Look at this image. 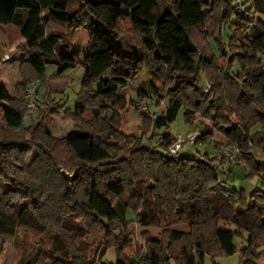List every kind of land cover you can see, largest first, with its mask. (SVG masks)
Instances as JSON below:
<instances>
[{
  "label": "trees",
  "instance_id": "16d2710c",
  "mask_svg": "<svg viewBox=\"0 0 264 264\" xmlns=\"http://www.w3.org/2000/svg\"><path fill=\"white\" fill-rule=\"evenodd\" d=\"M246 2L250 7L242 12L231 0H0V25L18 28L23 39L16 48L23 59L15 94L0 85V252L21 230L51 247L50 256L38 252L22 264H104L110 248L115 264H203L207 256L236 253L239 264H264V163L257 159L258 153L264 157V119L257 112L264 110V24L248 12L264 17V0ZM211 7L225 22L205 37L201 52L190 33L204 31ZM50 23L65 29L46 32ZM225 25L232 32V55L244 59H239L242 69L232 76L226 72L230 81L220 99H206L197 93L199 73L226 57L220 37ZM78 30L88 39L72 112L52 95L63 94L69 83L64 73L79 59L70 49ZM142 70L151 79L149 92L139 86L136 98L151 93L167 104L146 114L144 132L127 136L120 118L128 108L135 110L137 101L127 93ZM166 79L173 86L163 96L154 83ZM35 81L43 85V101L36 102L38 115L25 125L19 95ZM89 95L95 107L87 108ZM225 104L253 106L252 120L218 125L227 114L221 110ZM181 109L188 124L196 114L213 124L203 125L191 144L206 143L216 128L239 150L236 163L246 165L247 179L260 180L259 188L248 196L230 188L217 156L168 152L176 139L169 128ZM86 114L90 121L83 120ZM58 120L72 122L64 140L52 132ZM163 222L186 229L166 230L161 238L143 232L145 245L136 242V224L159 228ZM89 247L94 257L81 260Z\"/></svg>",
  "mask_w": 264,
  "mask_h": 264
},
{
  "label": "rangeland",
  "instance_id": "374dc122",
  "mask_svg": "<svg viewBox=\"0 0 264 264\" xmlns=\"http://www.w3.org/2000/svg\"><path fill=\"white\" fill-rule=\"evenodd\" d=\"M235 4L241 5L240 8L243 11L249 9L250 2H246L247 0H231ZM249 16L253 18L257 23L261 21L264 24V17L259 14L252 13V10L249 11ZM151 14H155V10L151 9ZM220 10L214 9L211 7L210 12L208 13V19L204 26V31L201 29L194 30L190 33V37L194 44L198 47V49L202 52L206 49L204 46L206 40L205 37L213 36L211 35L213 32H219L222 24L225 22V18L220 16ZM122 25L124 26L123 30H126V27L129 26L128 21H122ZM257 25V24H256ZM63 23H50L46 32L50 31H64ZM234 29V28H233ZM83 31V30H79ZM85 32V31H83ZM232 35L230 31L229 25H225L222 33L220 35L221 42L224 44V49L226 50V57L220 58L218 61L214 62L212 68H202L199 77L200 80L197 84L198 90L197 93L200 92L201 95L206 96V99L217 100L220 99V95L226 91V88L229 83V77L226 72L229 73L230 76L236 75L241 72V64L240 61L243 62L244 59L235 57L232 55L230 48L228 47L229 36ZM87 41V36L84 33L80 35H76L74 38V43L72 45V52L77 55V58H82V49ZM210 43L213 44V39H209ZM23 42V39L20 36L19 29L12 25H0V84L5 87L9 94L14 95L15 85L19 80V67L22 61V52L16 50L18 45ZM214 55L217 57L220 55L217 50L216 45L211 46ZM209 50V49H208ZM75 55V56H76ZM5 56H9L8 60L5 62L2 59ZM234 57L231 61V64L228 67V58ZM77 60L75 67L67 70L64 73V76L69 78V83L66 85L63 94H54L52 95V99H56L57 101H61L63 107L70 111H74L75 106L77 104V98L81 93V79L83 69L80 67V60ZM239 59H241L239 61ZM54 67L49 66L47 68L46 74L47 76H51L53 74ZM229 69V70H228ZM209 78V79H208ZM150 76L147 74L145 70H142L137 76V78L133 81V83L129 86V95L133 100L137 102H143L146 104L147 108L144 111L137 112L134 109H127V112L124 113L121 118V130L127 136H138L141 132H144V129L147 128L145 121L146 114L152 115L154 112L162 111L166 106L167 99L164 97L158 98L151 93H148L144 98L138 100L136 98L135 90L142 86L145 91L147 89L146 84L150 82ZM220 84L218 85V83ZM158 88L163 90L161 95H167V89L169 90L173 86V80L166 79L165 81L160 80L154 83ZM191 88V87H190ZM193 88V87H192ZM29 89L33 92L34 97L31 102L33 103V107H28L29 99L26 98V90ZM190 89H184L185 92H189ZM149 92V91H148ZM44 88L43 85L39 81H35L31 83L25 91L19 95V100L23 103L25 107V121L24 124L28 125L33 119H35L38 115V110L36 107V102L43 101ZM213 104L216 105L218 102H213L210 104V108L212 109ZM87 108L95 107L96 101L95 99L89 95L87 97ZM245 108L241 107H230L228 105H223L221 110L226 111L227 114L222 115L221 118H218V121L215 122L219 125L223 122H228L230 126L234 124H246L252 120L249 119L251 111L253 110V106ZM223 112V113H224ZM257 112L260 114L259 116L264 119V110L261 107H257ZM143 113V114H142ZM225 118V119H224ZM91 115L86 114L83 117V120L90 121ZM247 119V120H246ZM144 120V123L142 121ZM195 120V121H194ZM193 124H188L184 120L183 109L180 110L175 122L170 125L169 132L172 133L175 138L180 137L183 140L186 138L188 134H194L198 136L200 131L202 130V126L206 128V125L212 126L211 121L202 117L200 114H196L194 118ZM229 126V125H228ZM227 126V127H228ZM72 128V122H67L64 120H58L52 132L54 136H59L61 139L68 137ZM257 129V128H256ZM165 130H158V133H163ZM150 135V132H148ZM214 144L217 145V148L214 147ZM197 155L207 153L209 157H219L222 158L223 168H227V181L230 185V188L236 190H244L245 194L248 196L250 193L259 188L260 180L257 177H253L250 179L246 178L247 175V167L242 162L237 164L236 162L239 160L240 153L239 150L235 147H231L228 145L227 139L215 128L213 129L212 138L204 144H191L185 142L183 144V148L181 150V154ZM259 158L258 161L264 163V157L262 153H258ZM68 174V173H66ZM72 176V174H68ZM128 179V178H126ZM185 224H173L167 225L163 222L159 228L149 227L142 228L138 224L135 226V240L136 242L143 246L145 242L141 237V233L146 232L148 236L161 238V235L166 230H175V231H183L185 230ZM51 247L47 243V241L39 240L38 238L32 237L30 234L24 231H18L17 235L14 238L6 241L1 245L0 252V264H22L26 260L32 259L35 254L38 252L43 253L42 257H47L50 254ZM48 254V255H47ZM50 256V255H49ZM83 261L88 258L94 257L93 250L91 247L86 250L82 255ZM104 257V258H103ZM102 257V262L104 264H115L116 263V251L113 248L107 250L105 255ZM240 257L239 254H234L232 256H215L213 259L209 256L205 257L203 264H239ZM51 264V263H49ZM169 264H174V262H170Z\"/></svg>",
  "mask_w": 264,
  "mask_h": 264
},
{
  "label": "built area",
  "instance_id": "2783aa9c",
  "mask_svg": "<svg viewBox=\"0 0 264 264\" xmlns=\"http://www.w3.org/2000/svg\"><path fill=\"white\" fill-rule=\"evenodd\" d=\"M8 58H9V56H5L2 59V61L5 62L6 60H8ZM26 93H27L26 98L29 99L28 107H33V103L31 102V100L34 97V94L29 89L26 90ZM146 108H147V106L145 103L140 102V101L136 103L135 110L137 112L144 111ZM195 139H196V136L194 134H188L184 140L180 137H176L175 141L168 147V152L171 155H175L182 149V145L185 142L193 143Z\"/></svg>",
  "mask_w": 264,
  "mask_h": 264
},
{
  "label": "crops",
  "instance_id": "0c3cea01",
  "mask_svg": "<svg viewBox=\"0 0 264 264\" xmlns=\"http://www.w3.org/2000/svg\"><path fill=\"white\" fill-rule=\"evenodd\" d=\"M81 33H84L86 36H87V39H88V35H87V33L86 32H83V31H76L75 32V34L73 35V42H72V44H71V46H70V49L72 50V45H73V43H74V38H75V36L76 35H80ZM80 60V59H79ZM83 75H84V70H83V72H82V77H83ZM81 81H82V79H81ZM1 85V84H0ZM3 86V85H2Z\"/></svg>",
  "mask_w": 264,
  "mask_h": 264
}]
</instances>
